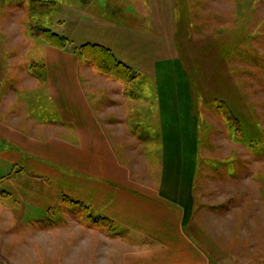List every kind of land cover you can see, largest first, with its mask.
<instances>
[{
	"label": "rangeland",
	"instance_id": "1",
	"mask_svg": "<svg viewBox=\"0 0 264 264\" xmlns=\"http://www.w3.org/2000/svg\"><path fill=\"white\" fill-rule=\"evenodd\" d=\"M47 1L42 6L33 0H0V102L10 91L18 96L13 108L21 100L32 101L29 113L38 111L39 122L46 124L47 155L68 164L17 146L22 159L54 170L43 174L33 167H13L0 149V176L10 175L13 182H1L0 190L15 191L0 199V247L16 254L14 248L29 232L28 219L41 212L17 199V192L48 193L59 201V192L71 190V177L84 176L69 164L85 152L72 151L55 134L61 129L55 123L65 129L70 122L57 117V104L44 88L38 107L21 76L25 70L42 80L49 74L48 79H62L65 93L75 78L86 98L94 82L107 81L109 87L119 82L116 90L130 100L127 118L125 112L122 117L131 134L123 136L127 155L119 147L122 161L152 176L161 174L167 158L186 168L193 163V220L213 237L222 227L218 233L228 245L218 264H264V0ZM45 29L66 36L65 47L47 43L41 34ZM91 43L106 46L131 69L123 67V75L94 68L88 59L103 53ZM101 94L100 106L106 101ZM120 104L115 108L125 110ZM64 136L78 146L72 135ZM5 142L6 149L15 146ZM247 177L251 180L245 186L237 183ZM7 205L15 210L13 217L3 212ZM6 217L13 225L2 223ZM207 244L215 259L214 239ZM40 263L39 258L25 264ZM43 263L60 264L58 258Z\"/></svg>",
	"mask_w": 264,
	"mask_h": 264
},
{
	"label": "crops",
	"instance_id": "2",
	"mask_svg": "<svg viewBox=\"0 0 264 264\" xmlns=\"http://www.w3.org/2000/svg\"><path fill=\"white\" fill-rule=\"evenodd\" d=\"M140 8L143 13L142 4ZM49 75L42 80L38 75L32 77L21 70V76L27 79L26 87L35 93L38 107L42 104L41 91L44 88V93L50 92L57 104V117L64 122L66 116L70 122L65 129L62 123H55L61 126L55 134L61 142L70 144L72 151L79 148L85 152L81 153L76 164H69L79 168L77 170L84 173V176H72L71 190L59 192V201L43 192L15 194L16 198L40 207L41 212L39 216L28 219L26 229L29 232L25 233V240L14 248L16 254H7L0 247V264H25L39 258L42 262L40 264H44L47 258H58L60 264L220 263L225 246H228L218 233L222 227H216L213 237L202 223L193 220V163H189L186 168L177 166L167 158L161 165L159 176L145 175L140 169L131 170V164L124 163L118 155L120 145L127 155L128 145L123 136L129 133L122 117L125 112L127 118L126 105L130 102L126 94L116 90L119 82L113 81L111 87L107 81L103 85L94 82L89 85L93 89L88 91L86 98L80 89V82L75 78L70 81V90L65 93L68 86H65L63 80L58 77L48 79ZM37 92L40 94L36 95ZM100 94L106 100L102 106L96 101ZM3 98L0 102V141L4 140L0 149L4 151L3 154L10 159L13 167L19 164L33 167L43 174H53L54 170L40 161L28 157L23 160L16 150L19 146L36 155L51 157L47 155L46 124L39 122L38 111L35 116L29 113L32 110L28 106L33 102L23 103L21 100V105L13 108L18 96L10 91ZM120 103L125 110L115 108ZM64 135H72L78 146ZM5 141L15 146L6 149ZM63 143L61 148H64ZM51 158L68 164L56 157ZM9 176H0V183H13ZM250 180L247 177L245 181L237 183L243 184ZM3 191L5 193L0 195V199L10 198L15 192ZM2 210L13 217L15 210H11L10 206ZM88 214L108 218L109 226L98 227L88 222ZM10 217L2 219L5 226L13 225ZM15 228L17 225L7 229L11 231ZM4 236L11 239L9 233ZM211 239H214L212 246H215L217 259H213V253L208 249L207 242Z\"/></svg>",
	"mask_w": 264,
	"mask_h": 264
},
{
	"label": "trees",
	"instance_id": "3",
	"mask_svg": "<svg viewBox=\"0 0 264 264\" xmlns=\"http://www.w3.org/2000/svg\"><path fill=\"white\" fill-rule=\"evenodd\" d=\"M36 1L38 4L40 3L42 6L43 5H48L49 1L47 0H33ZM42 34V38L45 39V41L55 47H59V48H63L65 47L66 43H67V37L61 34H57L55 32H52L50 29H45L41 31ZM49 36V37H48ZM55 39H57L58 43L55 42ZM92 45V49H98L100 50L103 55H95L94 53H92L94 55L93 60L88 59V61L94 66V68H98V70H100L101 72L104 73H111V72H118V73H122L121 69L123 67H128V69L131 67L127 64H125L124 61L120 60L119 58H117L106 46L102 45V44H98V43H91ZM86 45V44H85ZM85 45L82 46V49L85 47ZM107 50L109 52V55L106 56L104 52ZM82 53L85 54L84 51L81 50ZM87 54V53H86ZM119 67L120 69L116 70L114 69V67ZM109 67V68H108ZM123 75H124V71H123ZM117 78L119 80H123L125 82H127V79H122V76L118 75ZM5 193V191L0 190V195H3ZM86 220L90 223H94L95 225H97L98 227H106L109 226L110 221L108 218L104 217V216H97L94 217L90 214L86 215Z\"/></svg>",
	"mask_w": 264,
	"mask_h": 264
}]
</instances>
